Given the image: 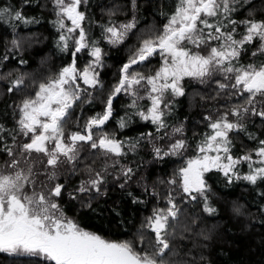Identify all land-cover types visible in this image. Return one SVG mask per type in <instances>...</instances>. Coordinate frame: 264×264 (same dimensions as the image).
<instances>
[{
    "label": "snow or ice",
    "instance_id": "obj_1",
    "mask_svg": "<svg viewBox=\"0 0 264 264\" xmlns=\"http://www.w3.org/2000/svg\"><path fill=\"white\" fill-rule=\"evenodd\" d=\"M53 3L57 15L55 23L59 29H66L68 33L79 30V35L76 38L63 33L60 35L62 51L68 50V40H75L72 63L63 67L55 77L39 83L35 95L26 97L17 106L19 131L29 137L28 142L20 145L19 155L9 146L0 149L12 157L7 163V170L0 169V252L39 256L47 264H168L163 257L172 250L171 241L174 239V233L169 229L180 212L171 195L168 198L169 207L154 209L143 225L155 237V242L150 243L151 251H138L133 241L107 240L84 230L74 219L68 218L58 202L65 185L53 182L57 180L62 165H71L72 172H76V162L84 144L93 150H101L105 156L120 157L126 154V142L106 133L95 137L94 133V129H101L112 116L113 98L119 93L133 97L129 107L138 109L141 107L138 100L145 98L139 94L144 82L148 86L145 91L150 106L137 114L142 120L156 125L157 132H160L168 127L164 119L172 106L168 95H185L182 83L185 78L208 83L214 77H222L215 80L218 95L227 93L230 97H242L243 103L227 109L216 119L204 117L212 131L197 145V155L188 158L186 166L178 170L180 187L191 200L197 199L193 193L204 196L207 188L204 173L213 169L223 172L229 182L233 175L251 184L264 180V140H260L259 146L252 150L259 158L256 163L260 165L253 167L250 153L239 157L231 154L232 140L229 135L233 131L246 130L242 121L248 113L264 120V108H257V104H264V59L247 64L240 62L242 52L248 45H256L257 41L258 45L251 55L264 56V20L232 19L238 0H175L174 11L170 15L165 14L167 23L162 30L143 39L121 68L119 82L109 94L103 114L89 118L84 129L86 134L76 131L66 135L64 125L71 115V109L85 95L91 96L88 89L100 83L95 68L101 63L102 52L94 41H89L82 27L85 14L79 8L86 0H53ZM132 6L135 10L136 0H132ZM4 17L24 24L33 22L19 10L0 7V19ZM65 19L71 22V27L66 28ZM240 25L244 27L243 33L238 31ZM12 26L15 28L16 25ZM135 26L133 17V20L119 27H105L104 31L109 34L106 39L111 44H119ZM11 44L13 48L20 49L17 39H13ZM84 50H88L94 59L80 70L76 62L77 54ZM157 54L161 57V66L154 75L145 76L130 71L133 65L142 64ZM20 63L26 61L21 60ZM23 83V78L12 80L8 92ZM229 116L236 117V120H230ZM126 123L122 118L120 127H125ZM3 131L0 126V132ZM182 132V126L173 129V134ZM147 135L151 137L152 134ZM249 138L255 139L251 135ZM12 139L15 142L16 136L13 135ZM136 143L129 145L130 150L135 149ZM186 148V140L177 139L163 155H182ZM154 151L157 156L162 154L159 147L154 146ZM33 153L42 154V158L34 160ZM43 158H46V163ZM244 162L248 163L250 171L241 176L237 166ZM37 163L43 165L44 172L40 174L47 176V182L37 181ZM107 168L108 165H105L97 171L91 166L86 167L88 178L82 180L73 193H69L71 199H78L77 193L95 191L101 194V187L106 183ZM131 173V168L122 169L125 177H130ZM169 183L176 184L177 181L171 180ZM120 187L123 188L124 184ZM133 202H136L135 199ZM86 206L91 207L90 203ZM205 211H215L208 206L206 197ZM143 242L141 233L140 243Z\"/></svg>",
    "mask_w": 264,
    "mask_h": 264
},
{
    "label": "trees",
    "instance_id": "obj_2",
    "mask_svg": "<svg viewBox=\"0 0 264 264\" xmlns=\"http://www.w3.org/2000/svg\"><path fill=\"white\" fill-rule=\"evenodd\" d=\"M131 3L132 0H88L87 3V17L83 24L87 37L95 45L107 49L102 68L98 69L100 83L91 89L103 103L119 82L123 65L143 39L162 30L167 23V15L175 8V0H136L135 28L123 42L106 47L104 28L130 17ZM0 7L19 10L26 19L33 21L24 24L10 21L8 17L0 19V126L4 129L0 132V149L12 147L18 156V143L23 137L17 124V106L26 97L35 95L39 83L55 77L63 67L71 63L75 40H68V50L62 51L63 43L59 37L63 33L76 38V32L68 33L59 29L55 23L57 15L53 0H0ZM234 18L264 20V0H249L242 4ZM65 23L66 26L70 24L67 19ZM13 39L20 42L19 50L13 48ZM256 45L247 46L241 54V63L264 59V56L251 55ZM90 59L88 50H84L77 54L76 62L82 66L88 64ZM21 60L26 63L21 64ZM159 62L154 56L149 62L151 66L148 63L137 64L130 71L147 74L149 68H156ZM17 78H23L24 83L8 92L11 81ZM215 80H211L203 89L192 82L184 86L185 95L173 101L169 114L164 118L168 127L160 132H157L156 125L142 120L136 114L133 119L135 126L132 128V113H120L121 118L127 122L121 131L122 140L128 143L138 141V188L122 192L113 189L108 198L97 199L90 208L72 211L77 215L82 228L102 237L120 239L118 242L133 241L138 251H151L150 243L155 242V237L143 225L146 218L152 216L154 209L169 207L168 198L171 195L180 212L177 220L172 221L173 227L169 229L174 233V239L171 241L172 250L163 257L168 264H264V180H258L256 184L242 179L229 182L221 171L213 169L207 172L204 198H207L208 206L215 209L213 213H208L205 211V199L197 197L191 200L180 189L178 170L179 165H182L181 160L172 156L157 159L149 147L152 139L159 138L162 132L174 126L184 128V139L191 145L192 140L208 126L204 117L218 107V101L227 103L226 110L243 103L242 97L231 101L227 93L218 95ZM245 129L230 134L231 152L236 157L242 153H252L259 146V141L264 140V120L261 118H254L245 125ZM148 133L152 134L151 137ZM13 135L16 136L15 142ZM250 135L255 139H250ZM11 159L7 152L0 151V169L7 170V163ZM172 179L177 181L173 186L169 183ZM134 199L136 202H133ZM60 205L67 216L70 213L68 201L61 200ZM141 233L144 236L143 243H140ZM0 264L47 262L39 257L0 252Z\"/></svg>",
    "mask_w": 264,
    "mask_h": 264
},
{
    "label": "flooded vegetation",
    "instance_id": "obj_3",
    "mask_svg": "<svg viewBox=\"0 0 264 264\" xmlns=\"http://www.w3.org/2000/svg\"><path fill=\"white\" fill-rule=\"evenodd\" d=\"M106 47H113L108 46ZM102 50L103 47H102ZM107 50V49H106ZM104 50V54L106 52ZM103 54V57L105 56ZM72 55V54H71ZM73 60V56L71 58V63ZM151 58L143 63H149ZM70 63V64H71ZM87 64L81 66V64H77L78 68L82 70ZM97 72V71H96ZM99 78V77H98ZM87 87V86H84ZM92 88L88 89V92L91 93V96L85 95L82 101H79L75 104V106L71 109V115L67 120V123L64 125L66 135L71 132L80 131L82 134H86L84 129L87 121L91 117L97 116V114H103L105 111L106 100L101 102V99H97L95 96V92L91 91ZM131 101V96L127 95L124 92L119 93L117 96L113 98V105H112V116L106 122L101 129H94L95 137H99L101 134H108L110 137H114L117 140L126 142L124 152L126 153L123 156L116 157V156H105L102 154L101 150H93L90 148L89 145L84 144L81 146L79 160L76 162V172H72L71 165H62L58 170L57 180L53 183H63L65 185L63 196L59 199V203L61 200L66 199L68 201V211L70 212L67 217L74 219L78 225L80 226L79 219L75 213L72 211H81L83 209H88L90 207L86 206L90 203H96V200L106 199L112 193V190H118L119 192L138 188L137 183V144L134 150H130L129 145L132 143H128L126 140H122L121 131L123 128L120 127V122L122 120L120 113L123 111H127L132 113L130 118L131 126H135L133 123V119L135 118L134 115V108H130L128 106L129 102ZM22 134V133H21ZM31 136V134H29ZM22 139L19 141V147L25 142H28L29 137H25L22 134ZM32 157L34 160H39L42 158V154L33 153ZM44 159V163H46V158ZM114 161H118V163H113ZM130 163V164H129ZM105 165H108L107 168V175H106V183L101 187V194H97L95 191H92L88 194H79L77 193L78 199H71L69 193H73L76 189L79 188L80 183L82 180L88 178L87 173L85 171L86 167L91 166L95 170H100ZM129 166L132 169V173L130 177H125L122 174V169ZM36 171H37V181H44L47 182V176L41 175L40 173L44 172V167L42 164H36ZM124 184V187L121 188L120 185ZM66 190V198L64 197ZM81 227V226H80ZM82 228V227H81ZM84 229V228H83ZM86 230V229H84ZM88 231V230H86ZM90 232V231H89ZM107 240L118 242L120 239H109L103 237ZM7 253V252H6ZM17 255V254H15ZM23 255V254H21ZM23 256H30V255H23ZM30 257H39V256H30ZM40 258V257H39Z\"/></svg>",
    "mask_w": 264,
    "mask_h": 264
},
{
    "label": "rangeland",
    "instance_id": "obj_4",
    "mask_svg": "<svg viewBox=\"0 0 264 264\" xmlns=\"http://www.w3.org/2000/svg\"><path fill=\"white\" fill-rule=\"evenodd\" d=\"M249 0H238V3L236 4V5H234L235 6V8H236V11L235 12H233L232 13V19H234V20H237V21H239L238 19H235L234 17L236 16V14H237V11H238V9L240 8V6L242 5V4H245L246 2H248ZM88 0H86V3H82L81 5H80V8H79V11H82V12H84V14H85V19H86V17H87V11H88ZM132 4V3H131ZM56 10V9H55ZM56 13V12H55ZM133 17H134V9H133V6L131 5V15H130V17H128V18H124L123 20H120V21H117V22H115L114 24H112V25H110V26H115V27H119V25L120 24H124V23H128L129 21H131V20H133ZM66 20V19H65ZM242 20V19H241ZM65 22V21H64ZM70 22V21H69ZM84 22H85V20L82 22V27L84 28ZM65 25H66V23H65ZM67 27H71V22H70V24L68 25V26H66V28ZM65 31H66V29H64ZM238 31L239 32H241V33H243V31H244V27H243V25H240L239 26V28H238ZM131 32V31H130ZM129 32V33H130ZM73 33H75V32H73ZM128 33V34H129ZM106 35H105V40H106V43H107V45L108 46H115V45H117V44H111V43H109L108 42V39H106V37L109 35L108 33H105ZM128 34L126 35V37L128 36ZM78 35H79V30H77L76 31V36L75 37H78ZM125 37V38H126ZM24 43H26V42H24ZM257 45H258V41H257ZM95 46H97V45H95ZM99 47V46H98ZM101 48V47H100ZM101 52H102V56H101V63H100V65L99 66H97L96 68H95V71H97V73H98V69L100 68H102L101 67V65H102V63H103V54H104V50H102V48H101ZM206 54V53H205ZM154 56H156L157 57V59L160 61L159 62V65L156 67V68H152V69H150L149 67V72L147 73V74H143V75H145V76H148V75H154L155 74V72H156V70H158L159 68H160V66H161V57L157 54V55H154ZM153 56V57H154ZM90 60H89V62L91 61V60H93L94 58L93 57H91L90 56ZM151 58V57H150ZM88 62V63H89ZM148 66H151V65H149V63H148ZM215 79H222V77H214L212 80H215ZM189 82H192V83H196V85H197V87L198 88H200V89H203L204 88V86H207L208 85V83L210 82H208V83H200L198 80H195V79H192V78H185L184 79V81H182V83H183V85L184 86H186ZM142 84L144 85L143 87H141L140 88V90H139V94L141 95V96H144L145 98L144 99H142V100H138V105L139 106H141L140 108H138V109H135V111H134V114H136V116H139L138 114H137V112L139 111V110H145L146 111V109L150 106V100L147 98V92L145 91V88H148V86L144 83V82H142ZM214 84H216L215 82H214ZM192 97V96H191ZM177 97H172L171 95H168V99H170V100H172V103H173V101L176 99ZM229 98L231 99V101H233V100H236V99H239L240 97H238V96H229ZM132 99H133V97H131V101L129 102V104H128V106L131 104V102H132ZM229 103V102H228ZM217 105H218V107L217 108H214L210 113H208L206 116H212L213 117V119H216V118H218V116L219 115H222L225 111H226V108H225V105H227V103L225 102V101H222V100H220V101H218V103H217ZM257 108H264V104H257ZM169 112H170V110H169ZM18 116H19V118H20V114L18 113ZM257 116H254V115H252L251 113H248L245 117H244V119H243V123H244V125H246V124H248L249 122H251L254 118H256ZM139 118H141L140 116H139ZM229 119L230 120H233V121H235L236 120V117H234V116H229ZM208 124H209V121H208ZM176 127H180V126H174V127H172L171 129H169V130H166L165 132H162V134H161V136L160 137H163V139H161L160 137L159 138H156V139H152V141L149 143V147H151V150L152 151H154V146L155 147H159V148H161L162 149V154L160 155V156H157L156 155V153H155V151H154V153H155V158H157V159H159V158H161V157H164V156H172V157H176V158H178L179 160H181L180 162L182 163V165H179V169L181 168V167H185L186 166V160L188 159V158H192V157H194V156H196L197 155V145L200 143V141L203 139V137L206 135V134H209V133H211V129L207 126L206 128H205V130L195 139V140H192V143H191V145H190V143L188 142L187 143V148L183 151V154L182 155H163V152H167V151H169V146L171 145V144H173V143H175V141L177 140V139H184V128H183V132H182V134H180V133H178V134H173V129L174 128H176ZM165 130V129H164ZM230 134H232V132L230 133ZM229 134V135H230ZM185 140V139H184ZM210 155H216V153H209ZM231 154L233 155V153L231 152ZM245 154H249V153H242V154H240V155H238L237 157H239V156H243V155H245ZM251 155H252V161H253V167H256V166H260V165H258L257 163H256V161H258L259 160V158L257 157V156H255V153L254 152H252V153H250ZM234 156V155H233ZM234 157H236V156H234ZM154 158V159H155ZM152 163H153V160H152ZM126 168H129V166H127ZM237 170H238V172H239V174L241 175V176H243L244 174H248L249 173V166H248V163L247 162H244V163H241V164H239L238 166H237ZM207 173V172H206ZM206 173H204V180H205V174ZM223 173V172H222ZM232 179H234V180H238L237 178H236V176L235 175H233L232 176ZM173 180V179H172ZM175 180V179H174ZM241 180V179H240ZM243 180V179H242ZM243 181H246V180H243ZM206 182V181H205ZM246 182H248V181H246ZM248 183H250V182H248ZM172 186L174 185V184H171ZM180 189L182 190V187H180ZM206 192V191H205ZM193 195H196L198 198H201L202 200H204L205 198H204V196H205V193H204V196H200L199 194H197V193H193Z\"/></svg>",
    "mask_w": 264,
    "mask_h": 264
}]
</instances>
